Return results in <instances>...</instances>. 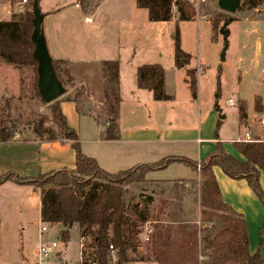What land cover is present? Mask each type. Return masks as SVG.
<instances>
[{
	"label": "rangeland",
	"instance_id": "obj_1",
	"mask_svg": "<svg viewBox=\"0 0 264 264\" xmlns=\"http://www.w3.org/2000/svg\"><path fill=\"white\" fill-rule=\"evenodd\" d=\"M22 1L11 0V3L15 4L13 10L16 14H22L27 10L32 11L33 1H27L24 6L21 5ZM102 1L90 0L82 5L79 0H42L40 8L42 11L47 4L54 5V7L57 4H64L68 15L66 11H62L60 12L61 17L74 16L76 23L77 21L82 23L84 13L86 14L88 8L91 10L94 5ZM132 1L117 0V16L110 13L111 10H115L113 9L114 0H109L103 7L108 33L116 34L117 31V34L119 32L123 34L120 40L117 36V53L120 54V56L117 55V60L120 58L119 60L123 62V89L137 87L136 72L134 73L131 64H128V60L133 56L134 60L131 63L134 66L157 64L164 69L167 94L172 98L160 103L152 100L143 107L139 106L137 124L154 127L156 122L154 113L160 107L163 124L186 129L197 128V103L200 104L199 113L202 122L200 133L197 129L193 130L194 133L190 135L189 138L195 142L190 141L185 145L172 146L169 152L173 156H198L196 147L198 139L210 140L216 132L222 139H232L236 137L240 129L242 133L244 132L242 130L244 125L248 126L251 133L263 135L264 0H261L257 8H252L246 0H241V8L233 15L220 10L218 0H206L204 3H199L198 0H187L195 6L197 11L196 19L191 22H181L173 18L167 23H154L149 21L144 11L139 10L138 25L135 30L128 24L129 14L123 13L128 11ZM5 2V0H0V21L10 20L6 16ZM76 4L78 8L75 7ZM119 7H127V9H119ZM173 11L174 16L177 15L175 8ZM230 18L238 21L225 28L222 22ZM214 20L218 21H215L216 31L213 29ZM177 32L181 49L192 57L189 68L196 71V98L192 96L189 86L185 83L186 70H179L175 67L174 51ZM106 44L111 48L110 34L107 36ZM224 50L225 61L222 62L221 54ZM11 67L8 68L11 76L3 80V86L0 87V104H2L1 98L4 97L3 108L0 109V129L3 127L9 129L13 134V140L18 137L17 139L23 142L38 138L33 128L40 122L46 129L58 134L52 121L51 105L43 103L35 93L34 71L29 67L19 69ZM12 70L15 73L19 70L17 77L21 75V88L16 87L15 90L16 75ZM88 71L89 69L84 68L81 73H93L98 69ZM64 80L66 93L58 101L78 98L83 127H87L91 119L104 122L103 82L88 92L87 88L81 84L80 78L73 83L66 77ZM218 80H220V90L219 96H216ZM7 88L11 90L9 93ZM144 93L146 92L137 87L136 95L141 97L146 95ZM229 101H232L233 105H230ZM170 108H176V111L169 116L167 112ZM239 108L244 109L251 122L243 120L241 121L243 126L240 125ZM221 117L225 118L221 119ZM218 124L220 126L217 130ZM84 136L85 132L83 138ZM199 166L197 171L200 173ZM186 174H191L195 178L194 172L189 167L175 163L163 169L159 174L168 183L156 185L143 182L130 185L128 198L133 199L135 204L141 203L140 207H145L144 200L140 197L141 194L154 199L147 207L150 211L148 220L150 222L145 223L144 226L140 223V231L142 226L144 230L150 223L154 226H162L164 229L171 227L175 232L179 231L181 225L190 226L199 232L203 229L201 177L199 180L185 181L184 184H174V181H182ZM39 201L40 193L29 186H19L11 182L0 188V264H57L60 262L55 257L47 261L39 259V246L42 243L57 242V251L63 252L64 250L65 252L66 248L57 229L41 224L39 221L37 205ZM197 214H201V223L197 222L200 221L197 219ZM195 218L197 221L194 220ZM173 221L174 223L178 221V224L174 226ZM43 225L47 227V232L41 235L40 228ZM143 230L138 236L140 242L138 250L128 252L130 261L127 264H147L140 261L142 257L148 255L150 247L144 241ZM79 242L80 235L78 228L75 227L71 231L66 255L63 252L69 264L80 262Z\"/></svg>",
	"mask_w": 264,
	"mask_h": 264
},
{
	"label": "trees",
	"instance_id": "obj_2",
	"mask_svg": "<svg viewBox=\"0 0 264 264\" xmlns=\"http://www.w3.org/2000/svg\"><path fill=\"white\" fill-rule=\"evenodd\" d=\"M79 1L82 5L88 2V0ZM260 2L261 0H246L252 8H257ZM137 5L148 11L149 21L154 23L172 21L174 8L181 22H191L197 17L195 6L187 0H137ZM33 18L32 11L27 10L22 14H13L9 21H0V60L16 69L31 68L35 74L33 87L36 95L41 99L37 63L32 56ZM215 21H213V29L216 31ZM237 21L235 18H230L222 23L227 28ZM174 55L177 69H184L190 65L192 57L181 49L178 32L175 37ZM53 65L64 86L65 77L70 82L73 81L72 68H68V63L53 60ZM101 73L105 120L102 122L97 119V122L103 127L106 140L117 141L120 139L119 117L122 101L120 62H102ZM186 76V83L192 96L196 98V71L188 70ZM137 86L152 93L157 102L172 99L166 93L165 71L160 65L147 64L139 67ZM219 90L220 80H218L216 96H219ZM67 100L71 101V98ZM73 100L77 103V112L81 116L79 100L78 98ZM60 102L57 100L50 104L52 121L60 135L46 129L42 122L34 126L33 132L40 140L55 141L61 138L71 142L76 154L75 170L52 171L32 178H23L11 172L0 175V186L12 182L39 190L41 221L44 224L61 225L63 227L61 240L65 245L70 241L73 227L78 226L81 230V239H85L81 247V264L114 263L113 251L110 247L116 251L114 264H127L130 261L128 252L138 250L140 243L138 236L144 224L150 222L148 221L150 212L147 207L153 202V198L141 194L145 207H140L141 203L135 204L133 199L127 197V188L134 183L145 182L149 172L166 169L175 163L183 164L194 172H197L200 164L202 221L212 224V228L205 230L206 234H203L202 231L194 230L190 226L181 225L178 237H175L171 227L160 229V226L150 223L148 225L153 232L147 242L150 246L148 255L142 257L140 261H155L157 264H264L259 252L250 253L246 222L223 201L214 174V168L219 167L232 180H245L264 206V191L260 182L261 173L264 172V142L256 140L234 143V148L244 160H238L228 154L223 144L217 142L215 151L200 163L185 157L171 156L155 164L140 165L118 174H110L103 171L95 159L83 153L79 134L68 125ZM239 110L240 120H246L247 114L244 109L239 108ZM219 126L218 124L217 130ZM214 137L215 140H219L217 132ZM12 140L13 134L9 129L1 128L0 142L8 143ZM177 183L184 184L185 181H174V184ZM140 223L143 225L141 231ZM260 235L264 239V228Z\"/></svg>",
	"mask_w": 264,
	"mask_h": 264
},
{
	"label": "crops",
	"instance_id": "obj_3",
	"mask_svg": "<svg viewBox=\"0 0 264 264\" xmlns=\"http://www.w3.org/2000/svg\"><path fill=\"white\" fill-rule=\"evenodd\" d=\"M5 1V4L7 5L6 16L8 18H11L13 14H16V11L13 10L15 4L13 5V3H11V0ZM89 1L90 0H88V2ZM108 2L109 0H103L101 3L99 2L94 5L91 10L90 8H88L86 14L84 13L82 23L79 21H77L76 23V18L74 16L68 18L61 17L60 12L66 11L67 9L64 4H57L55 7L54 5L47 4L44 10H42L44 14L43 31L52 59L54 61H62L68 63V68H72L71 77L73 78V81H71V83L80 78L82 81L81 84H83V86L87 88L88 92H90V90L95 86L98 87L103 82L101 73L102 62H120V96L122 101L119 117V140H106L103 134V127L93 119H91V122L87 127H83L82 117L77 112V103L74 102V98H71V101L67 100L66 98L65 100L60 102L62 112L67 119L68 125L79 134L83 153L87 157L95 159L99 167L103 171L110 174H118L140 165L155 164L164 158L173 156L170 155V148H172V146H180L190 143V141H192V139L189 138L190 135L194 133L193 130L197 129L200 133L202 122L201 115L199 113L200 104L197 103V128L192 129L191 127L189 129H186L184 127H174L163 124V116L160 114V107H158V109H156L154 113V119L156 120L154 127L145 125L141 126L137 124V109L139 108V106L143 107V105L145 106V104H148V102H152L154 98L153 94L146 90H142L146 92L144 93L146 95H143L141 97L136 95L138 86L129 87L127 90L123 89V62L119 60L120 58L117 60V55L120 56L119 52L117 53V36L118 40H120L123 34L121 32L117 34V31L116 34L108 33L105 21L106 17L103 11V7ZM114 3L115 7L113 9L115 10H111L110 13L117 16V0H114ZM75 7L78 8L77 4L75 5ZM124 8L127 9V7H119V9ZM139 10L144 11L148 17V11L146 9L139 8L137 5V0H133L128 11L123 12L126 15L129 14L128 24L130 27L134 28V30L137 29V17H139ZM66 15H68L67 11ZM173 18L178 19V15L173 16ZM109 34L111 37V48L107 47L106 44L107 36ZM133 60L134 57L132 56V59L128 60V64H131L132 70L134 69L133 72H136L137 79V70L139 66H134V64L131 63L133 62ZM93 65L94 67H92ZM9 67L11 66L5 64L0 60L1 88L3 86V80L11 76V73H9L10 71L8 69ZM189 67L190 65L180 70H186V73L188 70H194L190 69ZM84 68L89 69L88 72H90L92 69H98V71L83 74L81 73V71ZM4 73H6V75H4ZM18 73L19 70L17 73H15L16 80L14 90L16 87L21 88V75L17 77ZM7 74L10 75L8 76ZM186 79L187 76L185 77V83ZM132 89L134 90L130 92ZM165 89L167 93L166 85ZM6 90H8V93L11 91L8 88ZM126 91L128 92L126 93ZM1 99V102L3 104L4 97H2ZM2 104H0V109L3 108ZM175 111L176 108H170L169 112H167V115L170 116L175 113ZM150 118H152V116ZM262 119L264 121V116L262 117ZM245 121L251 122L248 114ZM240 125L243 126L241 124V120ZM247 127L248 126L244 125L242 129L244 132L242 133L240 129L236 137L232 139H222L220 137L218 141L215 140V137L210 140L198 139V145L196 146L198 150V156L186 155L177 157H185L199 163L212 152H214L217 142H220L223 144L224 149L228 154L235 156L238 160H244L243 156L234 148V143L248 142L246 140L247 135H249V137L253 141L260 140L264 142V134L260 135L259 133H251ZM84 132L85 136L83 138ZM254 137H258V139H254ZM17 138L8 143L0 142V175L12 172L23 178H32L36 177L39 174H47L52 171H59L63 169L75 170L76 154L72 149L71 142L63 140L61 138L55 141H45L40 140L39 138H35L23 142ZM85 147H87V149H85ZM160 172H162V170L149 172L146 176L145 182L156 185L168 183L167 180H164L162 177H160ZM194 174L195 178H193L191 174H186L185 178H183L182 180L190 182L193 180H199V178L201 177L200 173L197 171L194 172ZM214 174L218 182L223 201L227 205H229L238 215L243 217L244 221L246 222L250 253L255 254L259 252L264 259V239L260 235L261 230L264 228V206L252 192L245 180H232L231 178L227 177L219 167L214 168ZM260 182L261 187L264 191V172L261 173ZM10 183L11 182H7L6 184L0 186V188ZM127 190L128 197L130 194V186L127 188ZM34 191L40 193L39 190ZM37 205L39 221L41 222V224H44L41 221V200ZM197 219L200 221H197L196 218L194 220H196L198 223H201V214H197ZM172 224L176 226L178 224V221H176L175 223L173 221ZM202 224L203 229H201V231L203 234H206L205 230H210L212 228V224L204 223L203 221ZM46 225L52 228H56L61 238V234L63 231V227L61 225ZM75 227L78 228V232L80 235L79 249L81 261V230L78 226H74L73 229ZM161 228L164 227L160 226V229ZM173 234L175 237H178V231ZM69 243L70 241L65 245L66 248ZM66 248L65 252L63 250L65 255ZM63 252L57 251L56 254L52 257V260L55 257L60 260V262L57 264H69ZM143 263L157 264L155 261H144Z\"/></svg>",
	"mask_w": 264,
	"mask_h": 264
},
{
	"label": "water",
	"instance_id": "obj_4",
	"mask_svg": "<svg viewBox=\"0 0 264 264\" xmlns=\"http://www.w3.org/2000/svg\"><path fill=\"white\" fill-rule=\"evenodd\" d=\"M42 0H33V33L31 36L34 45L33 59L37 63L38 89L40 97L45 104H51L60 99L66 93V89L59 80L53 59L49 53L47 42L43 31L44 14L40 8ZM241 0H218V7L223 12L235 14L238 12ZM221 61H225V50L221 54ZM225 117H221L224 119Z\"/></svg>",
	"mask_w": 264,
	"mask_h": 264
},
{
	"label": "built area",
	"instance_id": "obj_5",
	"mask_svg": "<svg viewBox=\"0 0 264 264\" xmlns=\"http://www.w3.org/2000/svg\"><path fill=\"white\" fill-rule=\"evenodd\" d=\"M206 0H198L199 3H204ZM25 4H27V0H23L21 2V5L24 6ZM229 104L230 105H233V102L232 101H229ZM246 140L248 142H253V140L249 137V135H247L246 137ZM199 169H200V166H199ZM47 232V227L45 225H43L41 228H40V234L43 235V234H46ZM153 230L150 226H146L143 230V235H144V241L147 243L149 242V239H150V235L152 234ZM85 242V239L82 238L81 239V247L83 246ZM57 249H58V244L56 242H53V243H42L40 246H39V259L41 261H47L49 259H51L57 252ZM110 249L113 251V259L116 261V251L113 250V247H110ZM77 264H81V261Z\"/></svg>",
	"mask_w": 264,
	"mask_h": 264
}]
</instances>
